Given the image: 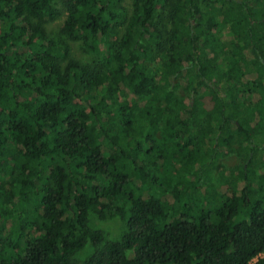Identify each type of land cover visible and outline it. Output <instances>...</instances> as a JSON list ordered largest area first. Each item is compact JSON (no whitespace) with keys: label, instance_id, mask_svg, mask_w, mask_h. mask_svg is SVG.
Instances as JSON below:
<instances>
[{"label":"trees","instance_id":"16d2710c","mask_svg":"<svg viewBox=\"0 0 264 264\" xmlns=\"http://www.w3.org/2000/svg\"><path fill=\"white\" fill-rule=\"evenodd\" d=\"M263 253L264 0H0V264Z\"/></svg>","mask_w":264,"mask_h":264},{"label":"rangeland","instance_id":"374dc122","mask_svg":"<svg viewBox=\"0 0 264 264\" xmlns=\"http://www.w3.org/2000/svg\"><path fill=\"white\" fill-rule=\"evenodd\" d=\"M61 23V20L52 22L48 27L50 31H55L58 25ZM73 42V50L75 55L80 57L83 61H89L90 59L95 58L96 55L85 52L81 42ZM90 225L104 232L107 238L116 239L119 238L125 231L126 226L123 222L115 218L101 219L95 212L90 214ZM94 250V247L91 243H88L82 250L77 253V258L80 260L85 259L90 255ZM264 256V253L260 257ZM259 257L253 259L251 264L257 261Z\"/></svg>","mask_w":264,"mask_h":264}]
</instances>
